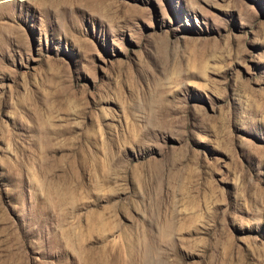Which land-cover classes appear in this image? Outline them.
Instances as JSON below:
<instances>
[{
  "label": "rangeland",
  "instance_id": "obj_1",
  "mask_svg": "<svg viewBox=\"0 0 264 264\" xmlns=\"http://www.w3.org/2000/svg\"><path fill=\"white\" fill-rule=\"evenodd\" d=\"M0 264H264V0H0Z\"/></svg>",
  "mask_w": 264,
  "mask_h": 264
}]
</instances>
